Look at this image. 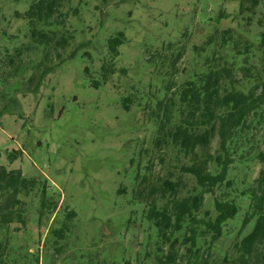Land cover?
Segmentation results:
<instances>
[{
    "label": "rangeland",
    "instance_id": "rangeland-1",
    "mask_svg": "<svg viewBox=\"0 0 264 264\" xmlns=\"http://www.w3.org/2000/svg\"><path fill=\"white\" fill-rule=\"evenodd\" d=\"M30 1L0 0V110L9 98H13L9 105L14 107L0 116V166L19 170L25 177L45 179L48 194L57 198L58 207L37 220L38 198L22 196L28 222L25 227L12 223L0 230V241L5 246L1 264H136V258L145 250L144 239L147 253L140 264H159L154 239L141 218L142 207L131 201L141 148V169L153 182L157 177H176L184 184V191H190L193 184L178 170L188 160L176 158L152 143L155 128L145 118L144 99L150 93L156 94L166 82L159 74L172 69H165L166 65L147 67L145 52L174 54L182 50L173 71L175 81L182 82L202 67L205 54L194 47L214 27L239 26L254 34L264 32V0H260L248 26L238 14L239 0H67L63 12L80 7L79 14L67 22L75 39L64 53L68 55L85 45L47 75L38 91L24 94L34 63L27 65L18 78L7 81L20 84L16 93L3 82L7 74L2 72L12 70V66H4L2 60L6 50L12 53L14 47L29 40L25 23L14 12L22 13ZM219 14L222 19L218 24L213 28L207 25ZM118 32L125 39L118 47L114 70L107 74L105 84L95 88L90 81L99 74L102 56L108 55L106 40ZM31 57L34 54L30 59L37 61ZM242 66L248 67L247 77L242 78L241 71L235 73L242 87L254 80L264 82V51L255 48ZM86 67L92 78L85 74ZM125 96L132 99L128 112L121 105ZM244 134L251 144L259 142L264 148V125ZM217 142L215 136L210 152L215 151ZM14 152L17 155L11 158ZM132 159L134 165L130 164ZM260 167L252 160L234 166L229 174L233 186L218 192L237 195L244 205L241 213L248 200L239 198V190L257 177ZM119 188H126V194H118ZM211 201L206 195L202 212L213 213ZM65 208L73 210L75 217L69 222L65 238L55 241L51 230L60 227ZM238 224L233 221L226 225L225 236L209 249L207 264H234L231 260L236 255L231 245L238 238ZM209 240L207 235L205 243L199 245L205 248ZM165 252L164 247L158 254ZM179 252L183 253L184 247ZM224 255L229 258L227 262L223 261Z\"/></svg>",
    "mask_w": 264,
    "mask_h": 264
},
{
    "label": "trees",
    "instance_id": "trees-1",
    "mask_svg": "<svg viewBox=\"0 0 264 264\" xmlns=\"http://www.w3.org/2000/svg\"><path fill=\"white\" fill-rule=\"evenodd\" d=\"M66 1L31 0L22 13L14 12L25 23L29 40L14 47L12 53L6 50L4 54L3 65L12 66V70L2 72L7 74L3 82L9 90L20 91V84L12 85L7 81L18 78L27 65L34 63L31 66L33 74L22 92L38 91L47 75L85 45H79L68 55L65 54L75 39L74 30L66 25L70 17L79 14L80 7L77 5L63 12ZM259 3L260 0H239L238 14L247 21L245 25H250L254 19ZM220 19L221 14L215 21L208 20L207 25L213 28ZM237 27H214L203 42L194 47L205 54L202 67L179 83L175 81L173 71L182 57V50L174 54L145 52L148 54L147 67L166 65L165 69H172L159 74L166 82L156 94L150 93L144 99L145 118L155 128L152 143L157 149L172 152L176 158L187 159L188 162L182 163L178 170L180 175L189 177L193 184L190 191H184V184L176 177H157L153 182L151 176L141 169V148L136 160L131 201L142 207L141 218L145 229L150 230L154 239L155 257L159 264H207L206 257L212 244L225 236L226 225L233 221H239V226L236 231L238 238L231 245L236 255L231 262L264 263V148L259 142H256L257 145L251 144L244 134L264 125V82L254 80L250 86L242 87L235 75L241 71L242 78L247 77L248 67L242 64L255 48L264 51V32L254 34L247 28ZM124 39V34L118 32L106 40L108 55L102 56L99 74L90 81L93 87L98 88L106 83L107 74L114 70L118 47L124 43ZM31 54H34L31 58L37 61L30 59ZM26 59L27 64L23 65ZM85 74L92 78L89 67L85 68ZM1 97L5 98V94ZM12 99L9 98L2 107L0 116L14 109L9 105ZM131 100L130 96L121 99L126 112L130 110ZM215 136L218 138L217 148L210 152L211 140ZM13 155L17 153H12L10 157L14 158ZM250 160L258 162L261 167L257 177L239 190V198L248 200L246 210L241 213L244 205L242 200H237V195L227 196L224 190L218 192L222 187L233 186V178H229V174L234 166ZM130 164L134 165L135 160H130ZM145 168L148 170L147 166ZM117 193L126 194V188H119ZM206 195L212 198L213 213L208 210L202 212ZM22 196L38 198L37 220L54 213L58 207L57 198L48 194L45 179L25 177L19 170L0 166V230L12 223H17L19 227L26 226L27 207ZM240 214L241 219H237ZM74 217L75 212L65 208L60 227L51 230L55 241L65 238L69 222ZM207 235L210 236L208 246L201 247L199 244L205 243ZM142 245L145 250L139 259L136 258V264L145 258L146 239ZM164 247L166 252L158 254ZM182 247L184 252L180 253ZM4 248L0 241V258ZM228 260V256L224 255L223 261Z\"/></svg>",
    "mask_w": 264,
    "mask_h": 264
}]
</instances>
